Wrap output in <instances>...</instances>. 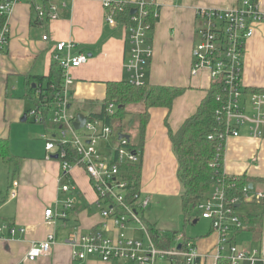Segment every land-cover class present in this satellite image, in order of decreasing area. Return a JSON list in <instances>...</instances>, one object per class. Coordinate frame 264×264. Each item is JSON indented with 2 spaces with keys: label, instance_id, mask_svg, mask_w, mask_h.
<instances>
[{
  "label": "crops",
  "instance_id": "obj_1",
  "mask_svg": "<svg viewBox=\"0 0 264 264\" xmlns=\"http://www.w3.org/2000/svg\"><path fill=\"white\" fill-rule=\"evenodd\" d=\"M102 1L51 0L57 9V18L50 22H38L36 12L28 2L15 5L9 16L8 39L0 54V227L8 224L25 232H16L11 237L4 233L0 238V264H132L120 260L106 263L95 258H88L83 263L72 260V249L66 244L72 232L77 230L81 235L99 233L105 239H113L120 232L111 220L102 217L103 206L98 205L91 182L80 167H73L70 174L75 197L73 212L63 223H45V209L60 210L65 195L58 191L59 163L53 158L46 159L45 142H39L37 135L46 141L57 134V130L55 133L50 129V121L46 126H37L40 123L29 125V116H25L35 107L28 93L29 85L34 88L38 85V78L49 75L54 48L60 42L73 43L71 55L85 54L88 57L85 65L70 71L73 79L71 114L86 116L90 105L99 106L105 98L107 83L127 81L124 32L119 26L111 27L105 23ZM154 1L157 18L150 32L152 58L145 69V83L149 88L175 87L183 92L169 111L163 108L148 110V122L141 140L139 198L148 200L140 217L166 233L179 229L177 225L173 227L166 223L170 220L168 217L162 221L158 216L163 211L171 212L175 199H179L180 206L182 194L168 132H176L193 115L211 85L205 71L194 77L190 74L192 50L198 41L196 12L203 8H234L240 0ZM261 1L264 4V0ZM42 36L47 40L43 41ZM241 86L247 90L264 89V22L254 25L253 35L245 43ZM132 106L135 104L125 108L126 114H132ZM72 107L75 110L71 112ZM138 107L144 110L143 104ZM78 109L86 111L77 112ZM112 123L123 128L122 120L118 118ZM120 130L129 137L131 146L138 141L137 130L132 131L130 126L127 132ZM45 131L48 137L42 135ZM100 150L104 151L102 147ZM221 173L228 177L244 176L249 187L264 194V127L260 137L249 136L247 129L243 128L239 136L226 139ZM12 182L17 183L15 188ZM245 210H242L243 215ZM245 226V229L234 232L230 239L238 248L257 251L264 256V217L259 228L250 224ZM126 230L131 234L125 235L132 238L136 233H142L136 229ZM51 233L55 234V243L50 253L33 262L24 261L29 248L43 242ZM208 235L210 243L207 245L194 243L200 254L211 253L218 241L211 228Z\"/></svg>",
  "mask_w": 264,
  "mask_h": 264
},
{
  "label": "built area",
  "instance_id": "obj_2",
  "mask_svg": "<svg viewBox=\"0 0 264 264\" xmlns=\"http://www.w3.org/2000/svg\"><path fill=\"white\" fill-rule=\"evenodd\" d=\"M48 1L50 3L51 0ZM21 2H28L34 8L40 23L57 18V9L52 3L45 7L41 0H0V18L5 20L0 28V54L8 39L9 16L14 6ZM102 7L105 23L111 27L119 26L124 32L127 44L124 64L127 82L134 87L144 86L145 69L152 58L150 32L154 25L149 22V7L153 8V18L156 19L155 1L103 0ZM131 10H134L133 14H130ZM196 20L201 25L196 30L198 41L192 50L190 74L194 77L205 71L211 84L218 89L216 102L219 107L215 116L221 128L209 135L208 140L216 138L217 146L224 150L226 139L239 136L243 128L247 129L249 136L260 137L264 127V94L246 93L241 86V72L245 43L253 35L254 25L264 22L263 2L240 0L236 7L230 9H198ZM42 40L46 41L47 37L42 36ZM72 48L71 41L60 42L55 46L52 61L62 70V86L50 102L44 99L39 108L34 107L28 112L35 123L48 115V120L57 126V134L45 141L44 150L47 160L52 159L53 155L57 156L61 170L58 191L65 195V199L60 210L45 209L44 220L49 225H55L56 221L63 223L73 212L75 197L70 185V174L73 167H80L91 182L98 205L103 206L102 217L111 220L120 230L113 239H105L99 233L81 235L77 230L72 232L66 240L72 249V260L78 263L95 258L106 263L120 260L132 264H264L262 254L240 249L230 239L234 232L246 228L237 210L243 205L263 201L264 194L245 185L241 197H226L223 180H218L207 198L195 205L197 219H192L195 222L208 221L211 230L217 235L218 241L211 253L200 254L194 242L182 232L171 236L172 244L167 248H157L151 242L138 215L147 206L148 200L136 197L134 203H124L129 183L121 167L138 164L141 151L132 147L128 139L119 138L123 134L121 125L115 126L113 120L106 124L101 118L86 115L81 129L75 130L72 126L76 114L70 113V87L73 84L70 71L88 61L85 54L71 55ZM115 111L116 106L108 104L107 115L114 116ZM65 147H70L72 153ZM101 147L104 151L100 150ZM222 162L223 152H218L210 167L215 172H221ZM16 186L17 183L12 182V187ZM133 222L140 226L139 230L146 236L147 244L126 236L122 231ZM16 232L23 234L25 230H16L3 224L0 227V238L4 233L11 237ZM54 243L55 234H48L43 242L29 248L23 260L33 262L47 256Z\"/></svg>",
  "mask_w": 264,
  "mask_h": 264
},
{
  "label": "trees",
  "instance_id": "obj_3",
  "mask_svg": "<svg viewBox=\"0 0 264 264\" xmlns=\"http://www.w3.org/2000/svg\"><path fill=\"white\" fill-rule=\"evenodd\" d=\"M149 10V22L154 25L156 19L153 18V8L149 7ZM121 16L123 19L126 18L124 14ZM2 24L3 19L0 18V27ZM61 86L62 70L56 63H53L49 75L45 78H38V85H35L34 88L29 85L28 93L33 99L35 107L39 108L40 103L43 102L44 99L50 102ZM182 92L183 89L175 87L154 86L149 88L146 84L141 87H134L127 81L107 83L105 98L99 106L90 105V110L87 115L91 118H101L104 123L110 124L113 119L118 118L123 120L126 114L125 108L128 105L142 103L144 110L139 114L135 125V130L138 132V141L132 144V147L141 151V140L148 122V110L151 108H163L169 111L174 100L179 97ZM245 92L249 94H264V89H245ZM217 94V87L211 84L205 98L202 99L193 115L187 118L176 132H171L170 130L168 132L172 151L177 161V178L183 189L180 196V209L184 223H190L194 221L192 219H197L194 212L195 205L207 198L211 192L212 186H214L218 180H223L226 197H241L242 188L245 185H249L244 176L228 177L223 175L220 171L215 172L214 169L210 167L214 155L218 152H223V148L220 150L217 146L218 141L216 138L208 140L209 135L214 134V132H217L218 128H221L215 116V111L219 107L216 102ZM110 103L116 106L114 116H108L106 112L107 106ZM80 111L79 109L77 110V112ZM25 116L27 117L28 114ZM48 121V115H44L39 123L46 126L49 124L47 123ZM51 124H49V126H51L50 129L56 133L57 126ZM65 148L72 153L70 147ZM121 170L127 174L129 183V190L124 197V203L132 204L136 201V197L140 195V162L138 164L123 166ZM248 205H250V209L246 215L243 216V222L247 225L250 224L253 228H259L264 217V203L253 202ZM141 211L142 210L138 212L139 221L151 242L157 248L170 247L172 244L170 238L175 233H178V231L163 233L155 228L154 225L144 221V219L140 217Z\"/></svg>",
  "mask_w": 264,
  "mask_h": 264
},
{
  "label": "rangeland",
  "instance_id": "obj_4",
  "mask_svg": "<svg viewBox=\"0 0 264 264\" xmlns=\"http://www.w3.org/2000/svg\"><path fill=\"white\" fill-rule=\"evenodd\" d=\"M41 1H42V5L45 6V7H47L49 4H51V3H49L48 0H41ZM4 21L5 20H3V23H4ZM50 21H52V20H48V22H50ZM196 23H197L196 26H200L201 25V22L199 20L196 21ZM8 31H9V25H8ZM197 40H198V37H197ZM138 106L142 107V104L139 103V105L135 104V106H132L131 107V109L133 111V112H131L132 114H126L127 118L126 119L123 118V120H122L123 128L121 127L120 129H122L124 132H127V129H128L129 126L131 127L132 131H135V125H136V122H137L138 116H139L138 113H140L143 110V109L139 108ZM74 110L75 109L72 107L71 112L74 111ZM81 111H86V110L82 109ZM28 119L29 120L27 122H28L29 125H34L35 124L32 121V118L28 117ZM22 124L26 125V123H22ZM23 125H19V126H23ZM35 125H37V124H35ZM39 125H41V124H38L37 126H39ZM46 132L47 131H45L44 132L45 134H42V135H44L45 137H48V134ZM133 133H134V135L136 134V132H133ZM133 133L130 134L131 137H132ZM37 137H38L37 140L39 142H42V143L45 142V138H41V136H39V135H37ZM223 152H224V150H223ZM180 186H181V184H180ZM182 192H183V189H182V186H181V193ZM178 201H179V199L178 200L175 199L176 203L173 204L174 209H172L171 212H168V211L167 212H164V211L160 212L161 216H158L159 219L162 220V221H165L164 219H166V217H168L167 219H170V220H167V222H166L168 225H171L173 227H175L177 225V228L179 229L178 232L184 231V234L186 235V237L189 238V239H192V241L195 244H197V245L199 244V242H200V245L201 244L207 245L208 243H210L209 240L207 239L208 237H210V235H208L209 232H210V224L208 222L202 221V220H199L195 225H193L192 222L184 223V219H183V216L181 214V209H180V206L178 205ZM250 204H252V203H250ZM245 208H246V210H245V215H246V213L250 209V205L247 204V206L242 208V210L245 209ZM242 210H237V212L241 215L243 213ZM176 212L179 213V214H177ZM241 216H244V215L242 214ZM159 219H158V221H159ZM136 224L137 223L133 222V223L127 225V228L128 229H133V230H135V229L139 230L140 226H137L138 224L137 225ZM122 231L124 233H126V235L127 234H131V233H129V230H122ZM136 232H138V231H136ZM207 235H208V237H207ZM133 236L137 240L141 241L142 243L147 244V238H146V236L144 234L142 235V233H136ZM211 237L213 238L214 236L211 235ZM199 251H200V249H199Z\"/></svg>",
  "mask_w": 264,
  "mask_h": 264
},
{
  "label": "water",
  "instance_id": "obj_5",
  "mask_svg": "<svg viewBox=\"0 0 264 264\" xmlns=\"http://www.w3.org/2000/svg\"><path fill=\"white\" fill-rule=\"evenodd\" d=\"M133 12H134V10H131L130 14H133ZM24 120H25V118H22V121H24ZM85 120H86V118H85V116L83 114H77L75 116L74 122L72 123L73 128L75 130L81 129L83 127L84 123H85ZM121 137H123L125 139H128L129 138L127 135H123V134H121L119 138H121ZM52 158L53 159H57V156L56 155H53Z\"/></svg>",
  "mask_w": 264,
  "mask_h": 264
}]
</instances>
